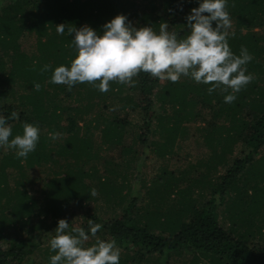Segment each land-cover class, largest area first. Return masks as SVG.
Instances as JSON below:
<instances>
[{"label":"trees","instance_id":"obj_1","mask_svg":"<svg viewBox=\"0 0 264 264\" xmlns=\"http://www.w3.org/2000/svg\"><path fill=\"white\" fill-rule=\"evenodd\" d=\"M148 2L149 10L138 11L136 0H0V112L17 113L8 120L12 136L22 134L24 122L40 129L23 163L0 147V264H49L55 253L48 233L62 218L70 227L87 229L88 219L101 224L84 246L115 240L120 264H264V244L251 240L264 238V0H227L235 33L230 48L239 55L243 46L252 56L246 65L252 80L230 104L219 89L209 95L207 85L187 77L172 83L141 72L131 84L110 82L104 93L87 82L70 89L48 82L52 69L76 55L69 28L88 25L102 34L103 24L125 15L136 28L158 32L166 22L184 35V18L198 6ZM61 23L65 32L57 34ZM27 37L29 52L20 42ZM51 132L60 135L53 140ZM187 140L210 155L174 172L169 161L181 158ZM236 145L244 158H232ZM145 150L165 160L148 183L140 169ZM32 169L43 176L31 180ZM32 184L39 187L36 198L27 189ZM216 197L229 202L227 228L219 223L223 202L215 205Z\"/></svg>","mask_w":264,"mask_h":264},{"label":"clouds","instance_id":"obj_2","mask_svg":"<svg viewBox=\"0 0 264 264\" xmlns=\"http://www.w3.org/2000/svg\"><path fill=\"white\" fill-rule=\"evenodd\" d=\"M196 3L198 6L184 18L187 28L184 35L169 31L166 22L159 24L158 32L150 26L133 27L125 15H117L103 24L102 34L88 25L69 28L76 55L69 65L52 69L48 82L69 89L87 82L104 93L109 90L110 82L131 84L141 72L172 83L187 77L207 85L209 95L219 89L224 93L223 102L232 103L235 94L252 80L251 73L246 74L252 56L243 46L239 55L230 48L229 37L235 33L230 32L227 0H196ZM55 27L57 34H64L65 24ZM50 68L45 64L41 70L46 72ZM40 87L39 83H33L34 90L39 91ZM16 118L15 112L9 117L0 112V147L14 150L23 163L36 149L40 129L24 122L22 134L12 136L8 120ZM59 135L49 133L53 140ZM90 195H97L94 188ZM87 224V229L70 227L67 219H58L56 227L48 233L50 251L55 253L49 257V264H120V249L115 240L97 238L90 246H84L102 227L92 219Z\"/></svg>","mask_w":264,"mask_h":264},{"label":"rangeland","instance_id":"obj_3","mask_svg":"<svg viewBox=\"0 0 264 264\" xmlns=\"http://www.w3.org/2000/svg\"><path fill=\"white\" fill-rule=\"evenodd\" d=\"M148 1H155V0H136V5L139 6V9L138 11H144L145 9L146 10H149L151 8V6L149 5V2ZM94 3H91V6H93ZM156 5V4H155ZM101 7V5H100ZM102 8V7H101ZM137 22L135 21H132L131 24L133 27H136ZM22 42V45H23V49L24 50H27L28 52L29 51H32L33 50V41L30 40L28 37L27 38H22L21 41ZM130 120L132 121L133 124H136V123H139V117H137L136 115H132V117H130ZM197 138H199V136H197ZM196 138V139H197ZM153 140H157L158 139V136L156 135L155 137L152 138ZM193 141V139L191 140ZM191 141L187 140V142L185 141V144L182 148V151L180 152L181 154V158H174V160L172 161H169L170 163V169L173 170L174 172L178 171L179 169H184L188 164H194L197 160L201 159V160H205L207 159L208 155H210V151L204 147L203 145H195V144H190ZM189 145V146H187ZM244 149L241 148L240 146H235L234 147V153H233V159H236V158H244L245 156V152L243 151ZM243 151V152H242ZM147 151L145 150L144 151V155L143 157H141L140 159V163H141V171H142V177L141 178H144V180L148 183V181L155 177L158 170L160 169V167H162L163 165V162L165 160L161 159V158H157L155 157L154 154L152 153H149L148 157H146ZM185 154L188 156L186 158L185 157ZM232 162V160H231ZM231 164L227 163L224 167L222 168L221 170H219V175L223 174V172L225 171V169L230 166ZM248 164L245 165V167H247ZM43 170V168H42ZM134 170H132L133 172ZM42 171H40L39 169H32V170H29L28 171V174H29V177L31 180L33 181H37L39 178H41L43 176V173H41ZM244 179L245 178H242L241 180L244 182ZM215 185H218L219 183V180H215ZM242 184V183H241ZM27 189L29 190L30 194L33 196V197H38L39 196V187L37 184H32L30 186L27 187ZM138 191V188L136 187L135 190H134V193L136 194V196L138 197H141L142 196V192L139 190V193L137 194L136 192ZM205 193L208 195L210 194L211 192V189H205L204 190ZM228 195H226V198L229 199L230 198V195L229 193H227ZM227 199H225V201H222V199H219V197H216V201H215V205H218L221 201L223 202V205L222 206H219L220 208L218 209V214H219V223L221 225H224L225 224V228H227L229 226V220L227 219V213L225 214V211H226V207H227V204L229 203L227 201ZM228 202V203H227ZM91 207H94V203H92ZM97 207L99 208L100 207V203H98ZM75 210V212L78 210V207L77 206H73L70 211H73ZM235 208L233 207L232 208V211H234ZM69 211V210H68ZM99 211H100V208H99ZM230 213V212H229ZM72 221L76 220V218L72 217L71 218ZM244 226V225H243ZM246 228V226H245ZM246 230V229H245ZM251 231L253 232L254 229L252 228ZM38 232V231H37ZM36 232V233H37ZM40 233L44 232V231H39ZM256 235V238L254 239H251L252 241L254 242H260L262 244H264V238L263 239H260L259 237H257V234ZM9 236H12V232H9ZM1 243V241H0ZM45 247L47 245H44ZM33 259L37 260L36 258L33 257Z\"/></svg>","mask_w":264,"mask_h":264}]
</instances>
